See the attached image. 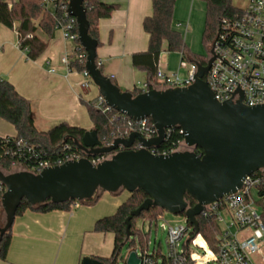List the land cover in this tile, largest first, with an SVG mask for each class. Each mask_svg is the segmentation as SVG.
I'll return each mask as SVG.
<instances>
[{
  "label": "water",
  "instance_id": "95a60500",
  "mask_svg": "<svg viewBox=\"0 0 264 264\" xmlns=\"http://www.w3.org/2000/svg\"><path fill=\"white\" fill-rule=\"evenodd\" d=\"M68 11L78 22L79 41L87 52L86 68L107 103L135 120L151 118L158 129L156 137L146 139L139 132L117 137L103 145L96 129L87 130L76 145L88 156L64 164L44 168L39 173L17 171L0 178L7 186L3 206L6 224L0 226V242L12 227L17 210L24 199L32 205L51 201H85L98 189L131 193L142 189L148 197L132 210L126 219L127 238L133 235L132 219L157 206L173 214H184L187 221L200 231L198 216L206 204L236 192L244 179L264 169V104L249 106L242 99L220 101L205 79L214 55L206 65L197 66L195 81L187 86L153 88L139 94L123 91L97 64L99 41L89 33V20L84 0H69ZM185 130L188 147L171 154H156L151 147H160L167 128ZM136 141L144 147L133 148ZM112 154L94 164L90 157ZM186 194L195 200L189 206ZM128 264H139L131 256ZM82 264H104L94 257H84Z\"/></svg>",
  "mask_w": 264,
  "mask_h": 264
},
{
  "label": "crops",
  "instance_id": "0c3cea01",
  "mask_svg": "<svg viewBox=\"0 0 264 264\" xmlns=\"http://www.w3.org/2000/svg\"><path fill=\"white\" fill-rule=\"evenodd\" d=\"M119 2L120 7L110 17L100 20L97 54L103 73L123 91H133L148 81L147 71L135 67L132 56L149 48L150 35L144 28V20L153 14V0ZM207 7V0L176 1L175 27L178 22H190L189 30L176 27L187 45L193 44L197 34L204 35ZM41 36L46 39L44 33ZM166 45L160 64L167 71L180 72L183 68L180 65L176 68L172 62L174 55L166 50ZM75 47L76 42L66 39L57 29L44 53L32 60L20 47L18 30L0 25V78L12 82L20 94L31 100L35 125L41 131L63 121L87 130L94 128L82 99L95 100L99 88L92 85L84 90L83 74L77 69L69 70L61 61L65 54L72 55ZM131 195L127 190L104 191L96 203L82 204L75 209L48 212L27 209L15 218L7 258H0V264H82L87 256L110 257L115 234L96 231L95 224L115 214Z\"/></svg>",
  "mask_w": 264,
  "mask_h": 264
},
{
  "label": "built area",
  "instance_id": "2783aa9c",
  "mask_svg": "<svg viewBox=\"0 0 264 264\" xmlns=\"http://www.w3.org/2000/svg\"><path fill=\"white\" fill-rule=\"evenodd\" d=\"M244 1L245 6L240 7L236 15L221 20L217 37L213 42L215 59L205 79L218 100L242 99L246 105L256 106L264 104V0ZM67 2V7L64 0H43L42 5L54 16L57 9L66 7L63 15L58 18V29L63 32L66 39L75 41L76 47L72 55L65 54L61 61L72 70L76 69L72 64L74 61L86 65L87 52L78 41L79 32H74L78 22L68 11L69 0ZM176 27L189 30L190 22H178ZM20 47L24 53H28V46H21L20 43ZM97 64L102 65V61L99 60ZM180 67L183 69L190 67L186 77H182L178 71H167L159 63L157 83L166 88L192 84L195 81L197 66L181 59ZM52 71H55V68H52ZM80 72L84 76L81 87L84 90L90 89L94 84L90 72L86 67ZM138 88L142 92L149 90L147 82L140 84ZM95 107L108 114L112 123L127 124L128 136L132 132H139L146 139L158 135V129L151 118L132 119L110 106L100 92L95 99ZM174 131H179V134L183 135L176 144L164 149L151 147L150 150L156 154H171L182 150V146L187 144L185 130L181 127L167 128L164 143ZM134 146L135 149L144 147L139 141H136ZM87 156L80 148L73 149L69 145H66L63 151L51 154L41 144L25 137L0 135V163H4L14 172L39 173L44 168ZM90 159L94 164H98L107 157L97 155ZM261 186H264V176L251 174L244 179L243 185L236 192L204 206L201 215L215 218L221 226L216 250L212 249L203 234L200 231L196 233L194 226L187 221L184 224L169 226L168 249L165 255L156 247L150 251L151 241L146 248L137 247L139 264H159L160 255L163 256L164 264H256L254 255L261 256L264 261V216L251 195L253 188L259 190ZM6 191L7 186L0 178V215L4 211L3 198ZM82 204V201L74 200L70 204V209L78 208ZM248 229L253 231V235L239 236L241 231Z\"/></svg>",
  "mask_w": 264,
  "mask_h": 264
},
{
  "label": "trees",
  "instance_id": "16d2710c",
  "mask_svg": "<svg viewBox=\"0 0 264 264\" xmlns=\"http://www.w3.org/2000/svg\"><path fill=\"white\" fill-rule=\"evenodd\" d=\"M64 1L67 7L68 2L67 0ZM176 1L153 0V14L144 20V28L150 35L149 48L147 51L134 53L132 56L134 66L147 71L148 89L166 88L159 85L156 79L160 56L164 50V43L167 44L166 50L168 52H181L182 59L187 58L189 61L198 60L201 63L205 60L207 63L210 57L204 59V56L192 52L181 32L175 27L174 9ZM42 2L43 0H17L10 3L6 0H0V25L18 30L19 42L21 46L29 47L27 55L32 60L38 59L44 53L48 47V41L55 36V32L58 29V18L63 15L66 9L64 6L57 9L56 16H54L45 10ZM207 3V18L203 41L208 49V47H212L217 37L221 20L224 17L236 15L240 7L235 6L232 0H207ZM84 4L90 24L89 33L100 44V20L110 17L120 7V2L119 0H84ZM74 32H79L78 25H76ZM41 33L46 35V39L41 36ZM96 61L97 63L99 62L98 57ZM72 64L79 71L84 70L86 67L84 63L79 61H74ZM99 67L101 68V65ZM132 92L136 95L141 93L142 90L135 88ZM82 102L88 107L90 117L94 122L93 129L98 131L99 140L103 145L112 143L119 136H128L127 124L112 123L108 114L102 113L95 107V100L85 101L82 99ZM0 117L15 126L17 131L16 136L25 137L35 143L41 144L51 154L56 151H63L66 145L79 150L75 140H81L87 131L86 128L73 126L66 121L60 122L48 130H39L35 125L31 100L20 94L12 82L2 78H0ZM179 138H183V135L179 134V131H174L160 147L164 149L165 147L174 145ZM186 149L194 150L197 153L202 152L200 148V150H196L193 147L182 146V150ZM103 155L109 158L112 154L105 153ZM0 169L5 173L14 172L7 168L4 163H0ZM256 175L264 176V169L257 171ZM121 190L123 189L114 193H118ZM104 191L103 189H98L92 198L82 201V203H96ZM259 195L261 197L259 203L262 215L264 216V186L259 188ZM147 197L148 195L142 189H138L120 205L115 214L103 217L96 222V231L113 232L115 234V246L110 257L94 258L101 260L104 264H128L121 257L122 250L126 245L129 248H137L138 244H140L141 248H146L149 245L150 233H146L141 228L140 219H148L152 224L164 210L161 207H151L150 210L143 211L140 216L132 219L133 235L129 239V242L123 246L127 238L125 221L130 212L139 207ZM186 200L189 206L196 204V200L190 194H186ZM72 201L74 200L62 203L47 201L46 203L34 206L24 199L17 210L16 216L23 214L27 209H35L42 212L56 209L69 210ZM4 213L5 211L2 212L0 218ZM198 219L200 222V232L209 242L211 248L216 250L217 238L221 232L220 224L212 217L200 215ZM11 228L4 234L0 242V258L2 259L7 258L12 236Z\"/></svg>",
  "mask_w": 264,
  "mask_h": 264
},
{
  "label": "rangeland",
  "instance_id": "374dc122",
  "mask_svg": "<svg viewBox=\"0 0 264 264\" xmlns=\"http://www.w3.org/2000/svg\"><path fill=\"white\" fill-rule=\"evenodd\" d=\"M233 4L237 7H243L245 6L244 0H232ZM191 51L194 53H197L198 55H202L204 57L208 56V49L210 50L211 47H206L203 41L202 33L197 34L196 38L193 40V44H188ZM174 56L172 59V62L175 63L176 68L180 65L182 53L181 52H171ZM186 61L190 62L189 59H185ZM188 68H184L180 70V75L182 77H186L188 75ZM94 83V82H93ZM93 88H98L95 84H93ZM17 131L13 124L8 122L7 120L0 117V135H16ZM252 197L256 201V205L259 209H261L260 206V195L259 190L257 188H253L251 191ZM187 223V218L184 214H173L166 210H163L161 213V217L154 221L152 224L148 219L142 220L140 219V226L141 228L146 232L150 233V251H153L156 247L157 249H160L162 255H165L167 253L168 244H167V235H168V228L170 225H177V224H184ZM6 224V214L4 213L2 217L0 218V226H4ZM246 235H253V231L251 229L241 231L239 233L240 237L246 236ZM140 244L137 245L139 247ZM203 252L202 250H200ZM264 251V246H263ZM159 256V264L163 263V256ZM131 256H134L136 259L139 258L138 256V249L136 248H129L128 245H126L121 253V257L128 261ZM256 264H264V261L261 259V256L254 255L253 256ZM121 261V259H120ZM122 264V263H120ZM217 264V263H214Z\"/></svg>",
  "mask_w": 264,
  "mask_h": 264
},
{
  "label": "flooded vegetation",
  "instance_id": "af4514ba",
  "mask_svg": "<svg viewBox=\"0 0 264 264\" xmlns=\"http://www.w3.org/2000/svg\"><path fill=\"white\" fill-rule=\"evenodd\" d=\"M209 56L211 57L210 50H208V56H207V57H204V59L208 58ZM210 57H209V58H210ZM202 64H203V65H206L207 63H206L205 60H204V62H203ZM133 147H135V146H133ZM193 149L200 150L198 147H193Z\"/></svg>",
  "mask_w": 264,
  "mask_h": 264
}]
</instances>
